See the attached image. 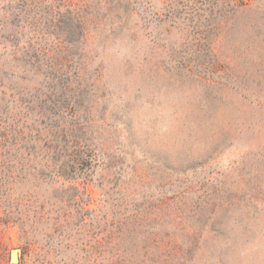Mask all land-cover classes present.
<instances>
[{
    "label": "trees",
    "instance_id": "obj_1",
    "mask_svg": "<svg viewBox=\"0 0 264 264\" xmlns=\"http://www.w3.org/2000/svg\"><path fill=\"white\" fill-rule=\"evenodd\" d=\"M184 3L190 19L205 21L191 26L202 35L191 46L206 53L245 8L240 0H21L0 27L10 31L0 34V234L14 228L40 263L192 264L201 254L207 233L184 228L172 199H152L141 170H131L135 184L121 183V168L101 162L80 90L87 70L103 68L99 54L132 51L140 30L146 37L156 22L177 21ZM263 18L261 10L254 24ZM95 168L105 172L99 225L78 195ZM52 184L60 191L40 193ZM136 188L148 197L140 204Z\"/></svg>",
    "mask_w": 264,
    "mask_h": 264
},
{
    "label": "rangeland",
    "instance_id": "obj_2",
    "mask_svg": "<svg viewBox=\"0 0 264 264\" xmlns=\"http://www.w3.org/2000/svg\"><path fill=\"white\" fill-rule=\"evenodd\" d=\"M20 2L0 0V27ZM240 2L244 11L222 23L211 52L191 46L202 36L191 26L205 21L190 19L184 3L177 21L156 22L146 37L140 30L132 51L122 45L99 54L103 68L87 70L80 88L101 162L121 168V183L135 184L131 170H141L152 199H172L169 209L184 228L207 233L192 264H264V18L254 24L264 0ZM92 171L78 195L99 225L97 183L105 172ZM55 191L52 184L40 193ZM136 191L137 204L148 198ZM13 248L21 250L17 264H42L8 228L0 264H11Z\"/></svg>",
    "mask_w": 264,
    "mask_h": 264
},
{
    "label": "water",
    "instance_id": "obj_3",
    "mask_svg": "<svg viewBox=\"0 0 264 264\" xmlns=\"http://www.w3.org/2000/svg\"><path fill=\"white\" fill-rule=\"evenodd\" d=\"M20 256H21V250L18 248H13L10 251V263L11 264H17L20 260Z\"/></svg>",
    "mask_w": 264,
    "mask_h": 264
}]
</instances>
